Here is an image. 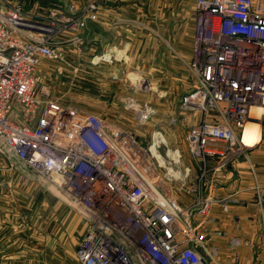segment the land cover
<instances>
[{
    "label": "built area",
    "instance_id": "obj_1",
    "mask_svg": "<svg viewBox=\"0 0 264 264\" xmlns=\"http://www.w3.org/2000/svg\"><path fill=\"white\" fill-rule=\"evenodd\" d=\"M99 4L89 0L68 21L75 45ZM195 7L193 81L180 105L200 112L186 132L189 157L201 170L215 160L218 172L240 152L242 131L256 120L252 108L264 105V0H196ZM32 15L22 0H0V158L61 192L82 218V264H207L195 221L215 204L228 211L229 197L188 186L192 165L172 147L162 157V136L146 144L95 113L38 96V65L62 60L64 47ZM180 192L193 202L180 205ZM262 234L264 245V226Z\"/></svg>",
    "mask_w": 264,
    "mask_h": 264
},
{
    "label": "rangeland",
    "instance_id": "obj_2",
    "mask_svg": "<svg viewBox=\"0 0 264 264\" xmlns=\"http://www.w3.org/2000/svg\"><path fill=\"white\" fill-rule=\"evenodd\" d=\"M22 1L24 10L33 14L30 16L32 20L41 22L53 34V44L64 47L62 60L44 58L38 65V96L47 94L60 104L98 114L109 124L131 132L138 141L146 144H152L158 135L162 136L166 140L165 145H159L158 152L162 157L164 150L172 147L180 150L183 165L196 164L188 154L186 132L190 125L199 121L200 112L181 109L183 89L172 80V76L161 74L159 61L147 57L143 69L142 60H136L132 54L141 50L146 56L149 54L151 39L156 38L150 30L155 29L160 13L156 0H145V46L136 48V22L116 23L128 28L129 31L123 34L131 42L125 47L122 45L121 55L124 57L121 61L114 60L110 50L112 35L116 32L103 33L97 42L98 49L91 48L95 41L87 35L91 20L80 32L85 39L76 45L73 43L74 32L67 26L68 21L77 19L86 4L75 11L69 0H39L42 7L34 11L29 1ZM189 2L191 0H176L178 26L186 20L185 8L189 7ZM54 26L58 29L52 28ZM101 42L102 49L99 47ZM95 53L99 54L96 60L92 59ZM11 164L0 158V264H82L76 256L78 241L75 234L77 226L80 232L84 229L82 218L61 192L40 183L36 174L17 162L16 169H10ZM192 180L187 179L188 186L194 184L200 191L206 190L205 185L198 183L199 173L195 182ZM180 195L188 193H177V198ZM178 202L186 204H182L181 198ZM216 206L223 210V205L215 204L211 212ZM208 216L197 217L195 221L197 231L203 237L200 254L207 264H234L231 253L221 255L218 251L217 245H223L222 231L218 232L208 224ZM251 256L249 264H264L263 249L256 248Z\"/></svg>",
    "mask_w": 264,
    "mask_h": 264
},
{
    "label": "crops",
    "instance_id": "obj_3",
    "mask_svg": "<svg viewBox=\"0 0 264 264\" xmlns=\"http://www.w3.org/2000/svg\"><path fill=\"white\" fill-rule=\"evenodd\" d=\"M25 1H29L28 4L34 11H38L42 7L39 0ZM195 1L189 2V7L185 8L186 15L184 14L186 20L183 25L178 26L177 17L179 13H177L176 0H156V6H158L160 13L158 21L155 23L156 30H150L156 38L151 39L148 48L149 54L146 56L142 50L140 53L139 51L132 53L133 58L138 61L142 60V68L147 57L159 61L158 69L161 74L167 77L172 76V80L183 89V93L190 90V83L193 81L188 69V62L191 58L194 35ZM69 2L76 11V9L81 8V5H87L89 0H69ZM99 2L97 19L91 20L87 28L88 38L95 40L91 48L98 49L97 42L103 33L106 35L109 32H116L112 35L110 50L112 49L113 59L121 61L124 57L121 55L123 47L131 42L123 34L129 31L128 28H123L124 26L116 23H128L130 20L136 22V37L138 38L135 39V45L137 50L141 45H146L143 32L146 24L144 18L145 0H99ZM82 36L85 39L83 34ZM101 44L102 42L99 47L102 49ZM122 45L124 46L122 47ZM105 47L108 48V46ZM96 53L94 56L91 54L92 59L98 58L99 54ZM117 66H121V64ZM250 144V147L253 148L231 154L226 163L227 167L218 172L213 171L215 160L205 164L204 170H201L197 164L191 166L192 181L195 182L199 173L198 183L206 187L207 191L201 192L204 194L208 192L218 198L229 197V210L223 211L216 206L207 220L208 224L218 229V232L222 231L223 245L220 247L217 245V249L221 255L225 252L231 253L234 264H249L252 258L251 254L256 248L257 250H264L261 234L264 226V116L261 127L251 138ZM206 181H210L212 184ZM179 198L183 201L182 204H189L194 200L192 195H180ZM83 232L84 229L80 232L79 226L75 228L76 241H80Z\"/></svg>",
    "mask_w": 264,
    "mask_h": 264
},
{
    "label": "bare ground",
    "instance_id": "obj_4",
    "mask_svg": "<svg viewBox=\"0 0 264 264\" xmlns=\"http://www.w3.org/2000/svg\"><path fill=\"white\" fill-rule=\"evenodd\" d=\"M263 103H264V100H263ZM251 116L256 120L248 121L247 124L245 125L242 131V135H241L242 136V141H241L242 147L240 148V150H248V148H251L250 140L252 137H254L256 132L261 127V121L264 116V105L252 108Z\"/></svg>",
    "mask_w": 264,
    "mask_h": 264
}]
</instances>
